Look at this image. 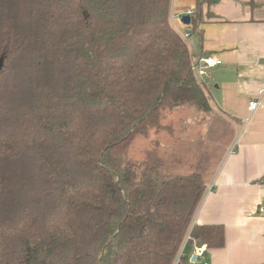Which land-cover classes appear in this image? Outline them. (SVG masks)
I'll return each mask as SVG.
<instances>
[{
    "label": "trees",
    "instance_id": "16d2710c",
    "mask_svg": "<svg viewBox=\"0 0 264 264\" xmlns=\"http://www.w3.org/2000/svg\"><path fill=\"white\" fill-rule=\"evenodd\" d=\"M217 1L194 0L191 30ZM169 4L27 0L21 18L0 0V163L31 172L16 206L0 203V264H174L188 233L224 245L222 224L192 225L200 163L180 174L121 156L163 109H210Z\"/></svg>",
    "mask_w": 264,
    "mask_h": 264
},
{
    "label": "crops",
    "instance_id": "0c3cea01",
    "mask_svg": "<svg viewBox=\"0 0 264 264\" xmlns=\"http://www.w3.org/2000/svg\"><path fill=\"white\" fill-rule=\"evenodd\" d=\"M193 6L194 0H170L169 22L186 42L191 60L197 55L221 60L203 80L210 108L234 129L221 166L205 181L204 195L192 218V225L222 224L225 242L220 248H204L195 261L263 264L264 0L204 4L203 21L196 31L181 20ZM252 99L258 105L250 111ZM181 251L191 261L194 244H183Z\"/></svg>",
    "mask_w": 264,
    "mask_h": 264
},
{
    "label": "rangeland",
    "instance_id": "374dc122",
    "mask_svg": "<svg viewBox=\"0 0 264 264\" xmlns=\"http://www.w3.org/2000/svg\"><path fill=\"white\" fill-rule=\"evenodd\" d=\"M14 1L23 18L27 0ZM160 124L145 135H135L121 156L142 161L154 154L162 160V170L180 174L192 172L200 163L206 181L221 166L234 136L231 123L221 113L211 108L202 111L192 104L163 109ZM29 182L31 172L26 160L0 163V203L12 210L18 192Z\"/></svg>",
    "mask_w": 264,
    "mask_h": 264
},
{
    "label": "built area",
    "instance_id": "2783aa9c",
    "mask_svg": "<svg viewBox=\"0 0 264 264\" xmlns=\"http://www.w3.org/2000/svg\"><path fill=\"white\" fill-rule=\"evenodd\" d=\"M187 14L190 16V18L194 15L193 8L187 9L186 12L183 13ZM187 33L183 35V37H187ZM221 63V60L213 55H197L193 60H191V68L192 71L194 72L195 76L197 77L198 80H203L206 75L208 74V70L211 68H214L215 66L219 65ZM258 105V101L255 99H252L248 102V108L250 111H253ZM260 211L263 212V208H260ZM191 240V236L188 233L185 236V240L183 244L189 242ZM194 250L196 257L201 256L204 250L203 246L196 245L194 242ZM182 257V251H180L177 254V257L175 259L174 264H177L179 259ZM206 264V263H203Z\"/></svg>",
    "mask_w": 264,
    "mask_h": 264
},
{
    "label": "water",
    "instance_id": "95a60500",
    "mask_svg": "<svg viewBox=\"0 0 264 264\" xmlns=\"http://www.w3.org/2000/svg\"><path fill=\"white\" fill-rule=\"evenodd\" d=\"M181 20H182L183 23L189 24V22H190V16H188L187 14H184L181 17ZM1 66H2V58H0V68H1ZM195 260H196V254H194L191 257V262H194Z\"/></svg>",
    "mask_w": 264,
    "mask_h": 264
}]
</instances>
